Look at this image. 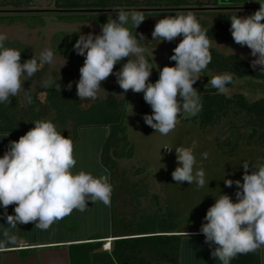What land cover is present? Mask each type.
Masks as SVG:
<instances>
[{
	"label": "clouds",
	"instance_id": "obj_1",
	"mask_svg": "<svg viewBox=\"0 0 264 264\" xmlns=\"http://www.w3.org/2000/svg\"><path fill=\"white\" fill-rule=\"evenodd\" d=\"M257 3L260 8L253 14L229 17L230 32L235 43L250 49V55L255 58L251 66L254 69L259 66L258 71L264 73V2ZM144 20L139 11H119L115 19H108L100 26L99 34L79 35L73 49L84 56V63L79 69L76 94L79 100H96L101 82L113 74L124 93L128 90L143 93L144 101L152 109L150 115L143 116L144 122L154 132L167 135L174 130L181 112L195 116L202 109L200 95L193 85L200 78L198 74L212 60L210 41L191 13L159 19L151 34L153 40L171 42L177 37L182 39L169 58L175 61V65L164 66L153 83L149 81L153 68L145 56V48L139 44L144 37L141 34L137 39L136 34L125 26L131 24L136 29ZM7 39V33L0 32V104H10L11 98L21 92L24 82L45 64L55 63L51 49L43 50L38 59L32 57L22 63L20 51L5 47ZM124 58L127 62L114 72V66ZM231 81L230 73H222L214 75L208 83L219 93H225ZM53 83L51 79L43 81L44 87H51ZM71 87L70 82L67 88L70 90ZM25 95L31 104V95ZM32 123L34 127L17 141H10L0 156V208L4 209L8 224L16 227L35 222V227L47 230L74 209L85 211L88 201L109 205L113 187L107 169L98 177L83 170L74 172L76 160L72 141L65 138L51 121ZM195 147L194 141L191 147L174 149L177 167L172 178L176 184L205 185L204 171H194L197 163ZM202 155L207 158L208 154ZM242 167L245 170L243 182L223 179L227 187L236 185L235 202L229 195L220 194L207 209L206 223L199 229L205 243L210 247L215 245L211 256L221 264H231L238 255L264 247V165L253 167L250 174L248 162ZM9 205H15L13 215L7 214ZM3 236L5 241H0V248L5 242L16 243V236L8 231H4Z\"/></svg>",
	"mask_w": 264,
	"mask_h": 264
},
{
	"label": "rangeland",
	"instance_id": "obj_2",
	"mask_svg": "<svg viewBox=\"0 0 264 264\" xmlns=\"http://www.w3.org/2000/svg\"><path fill=\"white\" fill-rule=\"evenodd\" d=\"M236 0H220L219 6H230ZM246 7H258L262 0H245ZM235 5H240L236 3ZM10 9V8H9ZM19 13H41L46 18V25L37 28H28L22 23L12 25L0 24V32H5L9 40H19L31 45L34 49V57L38 59L40 53L45 49H51L52 36L58 31L77 30L84 34H99L100 25L93 22H60L57 20V11L53 0H33L32 5ZM11 10V9H10ZM119 11H139L145 20L132 32L137 39L142 34L144 39L139 44L145 48V56L153 68L149 81L155 82L159 78L161 62L164 61L172 46L180 41L182 37L168 42L153 40L152 31L159 19L166 16H175L179 12L191 13L200 23L202 30L214 24L217 20L218 9L214 8H188L182 10L168 9H144L133 8L128 10H106L96 13H110L116 15ZM18 11H0V14H11ZM210 43L223 53H238L248 61L255 59L243 46L234 42L221 40L210 41ZM233 50V51H232ZM53 65L45 64L42 69L34 74L26 82L29 83L33 93L39 100L38 112L44 121H51L62 132L64 137H70V132L57 125L47 101V90L43 81L51 79L52 86L67 87L57 82V77L64 76V69L68 67L67 60L60 55H55ZM216 73L203 70L198 75L200 78L193 85L194 88L210 87L208 81ZM80 72L75 71L71 77V90L77 93L76 82L79 80ZM227 85V95L232 96L236 92H243L249 99L255 100L264 96V80H256L249 77H234ZM98 93L99 99H107L111 106L117 105L121 99H125L124 124L130 140L121 143L115 150L117 165L115 167V178L113 179V192L116 195L115 207L119 215L135 218L137 227H160L163 224L174 222L178 230H199L206 223L204 216L207 209L214 204L215 198L220 194L229 195L235 202L237 187L233 184L227 187L223 179L241 180L244 174L242 164L249 163V174L260 165H264V138L259 133L253 135V131L247 124L248 117L239 114L235 110L222 118L214 126H201L198 121L190 120V115L181 112L177 117L174 130L167 135H161L148 126L143 119L145 114H151L152 109L143 97L136 96L132 90L124 93L113 74H110L101 82ZM117 86V89H113ZM25 87H22L24 92ZM124 96H123V95ZM79 98V97H78ZM91 99L79 100L83 106L92 103ZM139 118V122L135 121ZM146 129L144 130V124ZM60 125V124H59ZM66 134V135H65ZM195 141L194 155L196 165L194 171L203 170L205 173V185L197 187L195 183L188 182L176 184L172 178V172L177 167L175 148L178 146L191 147ZM237 143V147L234 144ZM135 146L134 156L128 157L130 145ZM168 149V150H167ZM171 150V151H169ZM207 153V158L203 157ZM140 169V171H139ZM139 171V172H137ZM127 183V187L120 181ZM209 181V184L207 183ZM112 182V179H111ZM136 227V228H137ZM187 232V231H186ZM262 263L264 264V247H262ZM166 264V263H165Z\"/></svg>",
	"mask_w": 264,
	"mask_h": 264
},
{
	"label": "trees",
	"instance_id": "obj_3",
	"mask_svg": "<svg viewBox=\"0 0 264 264\" xmlns=\"http://www.w3.org/2000/svg\"><path fill=\"white\" fill-rule=\"evenodd\" d=\"M54 6L59 11L57 20L60 22H93L102 25L109 19H115L116 15L110 13H96L106 10H128L133 8L144 9H168L182 10L188 8H214L218 9L217 20L214 24L203 29L209 41L221 40L224 42H234L231 32L230 16H248L259 10L258 7H246L245 0H236L230 6H219L220 0H53ZM33 0H0V11H18L11 14H0V24L12 25L22 23L28 28L43 27L47 21L41 13H19L32 5ZM236 3L240 5H235ZM11 10H10V9ZM178 14H188L179 12ZM264 22V21H262ZM130 32L135 28L125 25ZM80 31H58L52 36L51 50L55 55L63 56L68 67L64 69V76L57 77V82L68 85L75 71H79L84 63V56L78 55L73 45L78 39ZM179 43V42H178ZM174 44L167 56L161 62V69L164 66H174L175 61L170 60L173 55ZM235 43V42H234ZM237 44V43H236ZM5 47L14 48L21 52V62L34 57V49L31 45L22 43L19 40L5 41ZM249 52L250 49L244 46ZM210 54L212 60L205 70L216 73H230L234 77H249L256 80H264V73L259 72V66L254 69L251 62L238 53H223L210 43ZM127 58L114 66V72L118 71ZM229 83L228 85H230ZM24 92H20L16 97L11 98V103L0 104V133H8L11 141H17L20 136L26 134L34 127L32 122L43 120L38 112L39 100L32 92L28 82H24ZM114 90L117 86L112 87ZM202 109L190 120L198 121L201 126H214L222 118L226 117L230 111L243 113L248 117L247 124L253 131V135L259 133L260 138H264V96L255 100L249 99L243 92H236L232 96L226 93H219L217 89L210 87L198 88ZM31 95L32 103L28 104L26 95ZM138 97H143V93H134ZM47 101L52 111L55 113L54 120L62 126L73 124V134L69 137L72 143L79 136V129L88 125H103L109 127V134L105 140L101 161L110 172L113 179L117 174L114 170L117 165L115 156L116 148L123 142L130 140L127 127L123 118L125 113V99H121L117 105L111 106L104 98L93 101L87 106H83L79 101L76 92L67 87L51 86L47 90ZM135 121L139 118L135 117ZM140 121V120H139ZM138 121V122H139ZM144 130L146 129L145 123ZM237 147L234 144L233 149ZM135 146L130 145L127 156L133 157ZM140 171V169H139ZM137 171V172H139ZM120 184L127 187V183L122 180ZM113 203L116 195L113 194ZM135 218H128L119 215L117 210H113L112 228L114 236L117 238L113 242L110 252L104 256L93 253L94 243H79L75 246L88 247L73 255V264H181L180 248L181 234L176 223H166L160 227H137ZM91 243V242H90ZM101 244V243H100ZM92 253V254H91ZM91 254V255H90ZM231 264L232 261H231Z\"/></svg>",
	"mask_w": 264,
	"mask_h": 264
},
{
	"label": "crops",
	"instance_id": "obj_4",
	"mask_svg": "<svg viewBox=\"0 0 264 264\" xmlns=\"http://www.w3.org/2000/svg\"><path fill=\"white\" fill-rule=\"evenodd\" d=\"M57 125L63 127L65 132H73L72 123L67 126ZM108 134L109 127L103 125H88L79 129V136L73 143V156L76 160L74 172L83 170L97 177L104 174V169L107 168L102 164L101 153ZM10 141L8 133H0V156L4 154ZM108 173L110 174L109 171ZM109 182L112 185L111 176ZM112 195L109 205L100 201H88L85 211L74 209L69 215L55 221L47 230L35 227V222L13 227L8 224L4 209L0 208V241H5L4 231L16 236L15 244L5 242L4 247L0 248V264H73V255L88 248L75 246L79 243H94L93 253L104 256L111 251L117 238L112 228L113 210L116 209ZM14 207L15 205H9L7 214L13 215ZM177 233L183 235L181 264H221V261L211 256L215 245L210 247L205 243V237L199 230H179ZM108 242L110 249L104 248ZM232 263L263 264L262 248L256 252L240 254Z\"/></svg>",
	"mask_w": 264,
	"mask_h": 264
},
{
	"label": "built area",
	"instance_id": "obj_5",
	"mask_svg": "<svg viewBox=\"0 0 264 264\" xmlns=\"http://www.w3.org/2000/svg\"><path fill=\"white\" fill-rule=\"evenodd\" d=\"M104 248H111V245H110V243L108 242L106 245H104Z\"/></svg>",
	"mask_w": 264,
	"mask_h": 264
}]
</instances>
